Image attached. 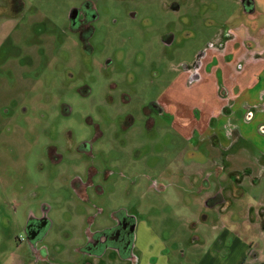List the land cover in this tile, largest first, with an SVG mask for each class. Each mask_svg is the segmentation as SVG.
<instances>
[{"label": "rangeland", "instance_id": "rangeland-1", "mask_svg": "<svg viewBox=\"0 0 264 264\" xmlns=\"http://www.w3.org/2000/svg\"><path fill=\"white\" fill-rule=\"evenodd\" d=\"M243 2L0 0V264L91 262L77 249L85 229L113 212L147 221L182 264L219 251L223 229L249 246L245 264H264L260 119L233 149L173 124L179 101L201 98L184 87L185 66L219 29L255 31ZM73 11L90 15L85 32L72 30ZM43 215L35 243L27 225ZM114 258L95 264H123Z\"/></svg>", "mask_w": 264, "mask_h": 264}, {"label": "crops", "instance_id": "crops-1", "mask_svg": "<svg viewBox=\"0 0 264 264\" xmlns=\"http://www.w3.org/2000/svg\"><path fill=\"white\" fill-rule=\"evenodd\" d=\"M260 7L263 10H244L254 32L244 24L219 29L206 48L197 54L201 53L197 75L192 77L189 71L184 72V87L200 89V94L196 95L201 97L193 102L181 100L174 110L177 122L174 119L173 124L188 140L211 141L233 149L239 140L247 138L242 125H252L257 118L260 121L255 128L264 135V25L256 22V18L264 14V4ZM226 189L230 188L224 187L221 193ZM231 194L233 197L234 192ZM224 202L231 204L232 201L225 198ZM205 203L208 206V202ZM200 217L207 220L205 216ZM133 222L130 258L123 264H182L174 257L168 238L147 221ZM215 243L220 245L219 251L206 254L199 264H245L250 249L245 248V242L238 235L223 229ZM225 247L228 250H223ZM238 247L242 248L241 252ZM107 254L91 255L92 264L103 260Z\"/></svg>", "mask_w": 264, "mask_h": 264}, {"label": "flooded vegetation", "instance_id": "flooded-vegetation-1", "mask_svg": "<svg viewBox=\"0 0 264 264\" xmlns=\"http://www.w3.org/2000/svg\"><path fill=\"white\" fill-rule=\"evenodd\" d=\"M243 6L245 10H255V4L253 0H244ZM89 18L90 15L86 12L73 11L71 19L75 27L72 25L71 26L72 30L85 32V29H87L86 24L89 21ZM200 57H201V53L198 56L196 55L194 57L191 64L189 63V65L185 66L186 71H189L192 77L197 75V71L200 66ZM86 144L88 145V143ZM87 145L82 147L81 150L78 148L79 149L78 152L82 154L83 152L86 153L88 151L86 149ZM91 169L94 170L93 166H91ZM88 188H89L88 186L82 185L80 187L78 185L77 188L75 187V193L80 194L79 197L86 201L88 200V196H87ZM81 193H84V197H81ZM214 197L215 196H212L210 200L215 199ZM222 202H224V200ZM111 218L112 221L108 226H104L95 229L93 231H89L85 229V234L87 235L85 236L86 243L85 245L77 248L80 249L79 252L87 256V258L91 257V259L93 257L91 255L99 256L105 252H108L107 256L115 257L113 260L117 262H121V261L124 262V260L130 258L129 252L132 247V240L135 231L134 222L131 219V216H124L121 218L115 212H113ZM50 223L51 222H49V220L44 215L43 217L40 218L31 217L27 225L30 240L35 243L41 241L46 236L47 229L49 228ZM257 257L258 254L256 255V258ZM98 262H100V260H98ZM90 263L92 264V260L91 262L89 261L85 262V264H90ZM93 264L95 263L93 262Z\"/></svg>", "mask_w": 264, "mask_h": 264}]
</instances>
